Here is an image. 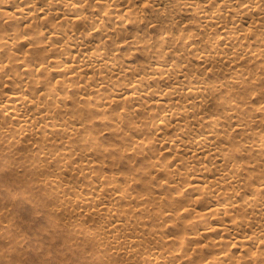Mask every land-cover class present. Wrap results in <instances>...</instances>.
<instances>
[{"label":"bare ground","instance_id":"bare-ground-1","mask_svg":"<svg viewBox=\"0 0 264 264\" xmlns=\"http://www.w3.org/2000/svg\"><path fill=\"white\" fill-rule=\"evenodd\" d=\"M0 165L86 260L264 264V0H0Z\"/></svg>","mask_w":264,"mask_h":264},{"label":"rangeland","instance_id":"rangeland-1","mask_svg":"<svg viewBox=\"0 0 264 264\" xmlns=\"http://www.w3.org/2000/svg\"><path fill=\"white\" fill-rule=\"evenodd\" d=\"M8 171L0 165V248L9 254L10 264H99L78 255L80 245H70L69 225L54 221L43 207L48 192L15 182Z\"/></svg>","mask_w":264,"mask_h":264}]
</instances>
